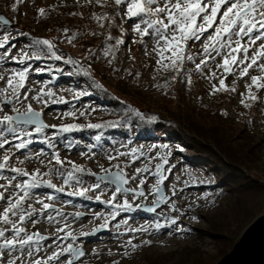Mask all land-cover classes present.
Wrapping results in <instances>:
<instances>
[{
    "label": "rangeland",
    "instance_id": "obj_1",
    "mask_svg": "<svg viewBox=\"0 0 264 264\" xmlns=\"http://www.w3.org/2000/svg\"><path fill=\"white\" fill-rule=\"evenodd\" d=\"M159 6H163L162 2ZM58 7L87 16L98 10L113 13L112 20L120 25L124 38L116 61L130 91L138 90L160 100L167 95L159 86L172 73V94L176 98L183 95L191 104L219 109L220 123L225 124L221 127L234 135V143H230L240 150L243 164L233 167L221 161L225 158L222 152L213 147L214 154L205 151L199 146L203 141L189 135L182 125L168 124L156 116L150 117L143 132L129 125H124L128 130L122 132L89 127L109 115L105 108L113 102L105 95H95L90 87L71 76L69 69L61 70L60 63H55L52 73L45 62L32 63L29 59L39 53L31 49L24 31L18 28L20 24L28 31L38 29L39 10ZM126 12L127 5H117L115 0H0V13L13 24H0V41L8 38L0 47V164L5 165L0 169V214L10 202L24 196L17 185L31 181L33 174L38 173L36 180L55 186L29 189L17 214L9 213L10 222L0 221V230H4L0 244L33 237L27 244L0 249V264H218L246 226L264 214V89L252 85L251 80L252 76L264 77V72L254 66L241 78L240 70L245 65H239L225 73L219 65L228 49L220 55L213 52L214 58L197 70L203 44L214 29H209L200 41H188L185 51L194 60H185L179 71L165 70L157 64L159 37H141L135 28L137 24L141 28L145 25L139 17L128 19ZM90 20L95 23H81L75 44L87 39L100 22L97 17ZM49 34L53 37L47 40L53 44L56 32ZM236 39L232 37L233 46ZM248 41L246 36L241 43L248 45ZM261 43L264 40L249 46L246 63ZM239 58L243 59L242 53ZM258 64H264V58ZM22 71L26 73L24 86L14 92L8 81ZM56 75L61 76L58 81ZM221 79L227 90L213 93ZM18 81L19 77L13 78V85ZM249 95L256 99H249ZM29 106L40 114L38 119L45 125L41 131L37 132L36 126L4 121L5 116L27 112ZM172 107L178 110L175 103ZM209 116L192 117L207 124L204 118ZM156 129L161 132L154 133ZM21 143L25 146L17 148ZM54 154H58L62 165L56 163ZM157 165L162 166L159 171ZM74 166L83 171L74 172V178L65 184ZM145 168L147 171L137 173V169ZM109 173L110 180L117 184L122 183L116 174H122L128 181L122 184L127 191L116 193L117 186L97 177ZM161 176L164 179L158 183ZM97 184L99 187H94ZM83 189H88L85 196L75 195ZM161 195L165 201L156 208ZM44 204L49 207L44 209ZM21 214L25 215L24 221L19 219ZM13 224L23 229L19 236ZM157 224L161 225L159 229ZM69 246L84 255L74 258L71 252L64 251ZM54 255L55 259H49Z\"/></svg>",
    "mask_w": 264,
    "mask_h": 264
},
{
    "label": "trees",
    "instance_id": "obj_2",
    "mask_svg": "<svg viewBox=\"0 0 264 264\" xmlns=\"http://www.w3.org/2000/svg\"><path fill=\"white\" fill-rule=\"evenodd\" d=\"M112 16L113 13L103 10L96 11L93 16H87L78 14V11L73 9L50 8L44 9V15H40L37 20L38 29H29V32L20 24H18V28L24 31V36L30 42L31 49L39 53L34 59H29L32 63L33 61L45 62L49 65L47 69H50L51 73L54 72L51 70H54L55 63H60L61 70L69 69L71 76L76 77L81 84L90 87L95 95L98 97L105 95L113 102V105H108V108H105L109 115L102 117L98 122L97 125H101L100 128L110 132H122L127 129L124 125H129L137 126V132H143V127L149 126L150 117L156 116L157 119L168 124L182 125L189 135L203 141L199 146L201 145L200 147L205 151L214 154L210 148L213 147L220 153L222 152L225 158L221 161L233 165V167L243 164L240 150H236L232 145L234 135L230 136L227 129L221 127L225 124L220 123L222 120L218 115L219 109L211 105L205 108L202 103L191 104L186 101L187 98L183 95L176 98L174 93L172 94L175 84L172 73H169L165 82L159 86L160 91L167 95H163L160 100L155 101L138 90L130 91L127 80L121 74L117 65L118 61H116L119 46L122 45V43L117 44V41H123L124 38L120 25L112 20ZM93 17H97L100 21L96 23L97 28L87 39H82L78 44H75L76 38L78 39L80 36L81 23L93 24L95 21L90 20ZM52 32H56V34L54 41L52 40L53 47L51 49L47 45L38 43L51 39L53 36L51 37L49 33ZM56 56L61 59H56ZM68 60L78 63H68ZM54 78L58 81L61 76L56 75ZM177 92H181L180 88L177 89ZM172 103H175L177 111L173 109ZM178 104L182 107H179ZM194 114L197 116L210 114L209 118H204L207 124L205 121L197 122L192 117ZM216 117L218 120L215 119ZM154 121L156 120L154 119ZM154 121L153 123H155ZM159 132H161L160 129L154 131V133ZM161 138L164 137L161 136ZM227 191L229 192L230 189ZM247 191L250 190L247 189ZM170 220L171 218L168 219V222Z\"/></svg>",
    "mask_w": 264,
    "mask_h": 264
},
{
    "label": "snow or ice",
    "instance_id": "obj_3",
    "mask_svg": "<svg viewBox=\"0 0 264 264\" xmlns=\"http://www.w3.org/2000/svg\"><path fill=\"white\" fill-rule=\"evenodd\" d=\"M19 2H22V0H17V3ZM115 2L117 5H127L126 15L128 19L136 17L141 19L145 27L141 28L140 24H137L135 28L141 37L150 34L159 37V47L156 51L160 59L157 60V64L165 70L174 69L179 71L185 60H194V57L191 54H187L185 51L188 41H200L209 29H214V31L207 36L203 44V58L200 63L196 65L197 70H200L202 65L207 64L213 52L220 55L222 50L228 49L222 64L219 65V67L224 69L225 73H231L233 71V66L239 65H245L240 70L241 78L247 76L249 70L254 66L259 67V69L264 72V64H258V60L264 58V43L260 44L259 49L251 56L250 62L246 63V61H249V46L255 44L257 41L264 40V0H115ZM161 2L163 6H159ZM13 10H15V5H13ZM39 13L40 15H44V10L40 9ZM0 23L7 24L8 21L0 16ZM64 31L66 32L67 30L65 29ZM254 33L255 35L253 36ZM233 36L237 37L234 42L235 46H233ZM246 36L249 37L248 45L241 43V40ZM7 42L8 38L5 37L3 41H0V47H3ZM38 43L47 45L49 49L53 47L48 40L39 41ZM120 43H123V41L118 40L117 44ZM165 53H170V55H165ZM241 53L243 54V59L239 58ZM55 58L58 60L61 59L59 56ZM67 62L78 63L72 60H68ZM15 77H19V81L17 84L13 85V78ZM25 78L26 73L24 71L14 73L13 77L8 81V85L12 87L15 92L16 88H22L24 86ZM251 80L252 85L256 86L258 89H264V83L260 82L264 80V77L252 76ZM189 83H191L190 80ZM221 90H227L223 79L220 80V87L218 89L213 87V93ZM249 99L254 100L256 97L249 95ZM241 102L243 103V101ZM39 115V113L32 112L29 106L27 112L18 114L15 119H22L24 123H35L37 125L36 131L39 132L45 127V125L38 120ZM13 119L14 118L11 116L4 117V121L7 122H11ZM89 127L99 128L101 125H89ZM68 130V128L63 129V131ZM5 143H7V141H5ZM24 146L23 143L16 145L17 148H22ZM0 147H3V144H0ZM135 151L136 150L133 149V153H135ZM54 159L57 164H63L58 154H54ZM5 160H7V157H5ZM4 167V164H0V169ZM161 167V165H157V170L159 171ZM13 171L18 174L27 175V173H22L18 169H13ZM81 171H83L81 168L74 166L73 171L69 172L68 176L65 178V184L74 178V172ZM141 171H147V169H137V173ZM36 175H38V173L33 174L31 181H25L23 185H17L18 188L23 189L24 196L19 197L15 203H9V206L0 214V221H3L5 224L9 223V213L12 215L17 214L16 210L19 209L21 202L29 195V189L42 186L43 182L36 180ZM108 175L111 174L109 173L101 179H107ZM116 179L122 184L128 182L124 176L119 173L116 174ZM163 179L164 177L161 176L158 183H162ZM141 183L143 184V181H141ZM46 186L55 187L54 185ZM94 187H99V184ZM60 190L61 189H57V191ZM124 190L127 191L126 189ZM156 190L158 191V189ZM87 191L88 189H83L75 193V195L85 196ZM120 191L121 188L116 189V193ZM116 193H113L114 197ZM138 194L143 195L142 192ZM0 198H2V194H0ZM48 198L53 199L52 196ZM161 199L164 198L161 197ZM97 200H99V197H97ZM38 202L42 203L41 201ZM43 207L47 209L49 205L44 204ZM124 207H127V201H125ZM148 210L154 211V209L151 208ZM28 215L30 216L31 213H28ZM19 219L20 221H24L25 215L21 214ZM49 219H52V217H49ZM160 227L161 225H156L157 229ZM13 229L15 230L16 236H19L23 231V229L16 227L15 224H13ZM68 235H71V233ZM3 236L4 230H0V237ZM32 239V236H28L26 240H5L0 244V249L13 247L16 243L24 245ZM38 239L46 238L38 236ZM73 239H75V237H73ZM129 244H131V241H129ZM133 247L136 246L133 245ZM64 251L71 252L74 258H79L84 255V253L78 249L74 251L71 246L64 249ZM55 258L56 255L49 257V259ZM37 264H39V262H37ZM69 264H71V261H69Z\"/></svg>",
    "mask_w": 264,
    "mask_h": 264
},
{
    "label": "water",
    "instance_id": "obj_4",
    "mask_svg": "<svg viewBox=\"0 0 264 264\" xmlns=\"http://www.w3.org/2000/svg\"><path fill=\"white\" fill-rule=\"evenodd\" d=\"M0 16L8 21L7 24H0H2L3 26H12V23L3 14L0 13ZM17 116L18 114L12 115L11 117H13L14 119L11 122L36 126L37 128V125L35 123H24L22 119H15ZM38 120L44 125L42 120ZM106 175L107 174L99 175L97 177L101 179ZM111 175H108L107 179L102 180L108 183L110 181L118 188H121V190H124L122 184H117L118 182L115 183L114 181L110 180ZM42 185L46 186L47 184L43 183ZM161 197L162 195L160 196V198ZM164 201L165 200L162 199V201L156 204L155 207H160V205H162ZM218 264H264V214L257 216L251 223L246 226V228L240 234L238 242L234 245L230 253L225 255Z\"/></svg>",
    "mask_w": 264,
    "mask_h": 264
},
{
    "label": "bare ground",
    "instance_id": "obj_5",
    "mask_svg": "<svg viewBox=\"0 0 264 264\" xmlns=\"http://www.w3.org/2000/svg\"><path fill=\"white\" fill-rule=\"evenodd\" d=\"M133 128H136L137 130H138V127L137 126H134V127H132V129ZM132 129L131 130H129V131H132ZM137 130H135V131H137ZM135 131H133V133L135 132ZM120 133V132H119ZM116 134V133H115ZM122 134V133H121ZM65 214H67V213H65ZM92 215H96V214H94V213H92ZM89 216V215H88ZM87 218H89V217H87ZM80 226V228H82L83 227V224H81V225H79ZM40 230H43V228H41ZM39 233H42V232H39ZM12 259V258H11Z\"/></svg>",
    "mask_w": 264,
    "mask_h": 264
}]
</instances>
